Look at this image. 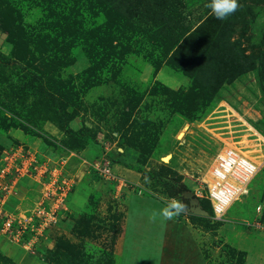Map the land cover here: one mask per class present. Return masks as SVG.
Listing matches in <instances>:
<instances>
[{
	"label": "rangeland",
	"instance_id": "374dc122",
	"mask_svg": "<svg viewBox=\"0 0 264 264\" xmlns=\"http://www.w3.org/2000/svg\"><path fill=\"white\" fill-rule=\"evenodd\" d=\"M176 2L169 12L152 0H0V161L10 169L0 206L23 225L34 218L16 240L0 222L1 256L264 264V233L248 226L264 219V0H237V32L218 19L208 36L198 30L211 0ZM151 10L182 36L178 44L176 33L146 31ZM156 39L172 47L158 49ZM204 90L216 96L200 109ZM53 98L65 120L51 111ZM226 147L259 169L218 220L206 187ZM173 200L185 210L165 220ZM55 205L56 223L32 232L38 208Z\"/></svg>",
	"mask_w": 264,
	"mask_h": 264
},
{
	"label": "built area",
	"instance_id": "2783aa9c",
	"mask_svg": "<svg viewBox=\"0 0 264 264\" xmlns=\"http://www.w3.org/2000/svg\"><path fill=\"white\" fill-rule=\"evenodd\" d=\"M259 167L252 161L240 155L236 149L226 147L224 151L217 156L215 166L211 172L210 182L207 184L208 196L206 197L212 204L215 218L221 220L227 212L228 208L241 196L248 192L251 181L258 173ZM100 174L108 179L117 180L108 167L99 168ZM26 172V171H25ZM10 174V169L0 161V181L6 175ZM24 175V172L20 174ZM58 203L63 200L66 193L56 194ZM57 203V204H58ZM4 204V202L2 203ZM3 206H0V222L2 223V231L10 234L12 239H19L26 233L28 226L34 221L33 217H28V221L23 225L20 219L14 215L4 214ZM57 205L53 207L51 212H46L44 208L39 207L35 217L40 219L38 229L33 227L32 232L42 234L49 225L57 221ZM261 211V208L258 209ZM20 225L18 232H14L15 225ZM253 230L264 233V221L257 219L253 224H248ZM36 236L30 241V246L35 243Z\"/></svg>",
	"mask_w": 264,
	"mask_h": 264
},
{
	"label": "trees",
	"instance_id": "16d2710c",
	"mask_svg": "<svg viewBox=\"0 0 264 264\" xmlns=\"http://www.w3.org/2000/svg\"><path fill=\"white\" fill-rule=\"evenodd\" d=\"M152 1L156 2V8L164 9V10H165V8H167L169 10V12L173 11L171 8L175 5H177L176 0H173V1H171V0H165V1L152 0ZM179 2H180V0H179ZM160 4H161V6H160ZM172 16L173 15H171L170 17H172ZM240 18H241L240 15L231 14L230 16H228L226 18V21L229 23V25L223 29L228 28L227 30L229 31L230 34L237 32V30L239 29L238 25H240ZM218 21L219 20L215 17V15L212 14V16L210 17V20L205 21L204 24H202L199 27L198 33L205 34L206 36L210 35V28H212L211 27L212 23L213 22L218 23ZM143 24L145 25L144 27L147 28V30H146L147 32H149V31L153 32L154 31L155 33H157L159 35L164 34V36L168 32H169V34H173V35L176 33V42L173 43L174 45L178 44L181 40L182 36H180L179 33H177L178 32L177 30H175V32L172 31L171 25L167 27L168 29L163 27V15L160 14L157 10H154V11L151 10L150 12H148V21L143 23ZM155 26H158V27H156L157 30L154 29ZM215 30L219 32L218 29H215ZM10 38H12V37H10ZM10 40L12 41L13 44H17L12 39H10ZM206 40H208V39H206ZM183 43L184 42H182V44L180 46H182ZM155 45L158 49H160V47H161L160 45H166L165 51L169 50L168 46L172 47V44L169 41H167L166 39H162V40L156 39ZM184 49H185V47H183V46H182V48L180 47L178 50V54H179V51H180V53H182V51ZM178 54H177V56H178ZM48 96H50V95H48ZM200 96H202L204 98V101H205V102L203 101L204 103L199 105V108L201 109L205 106H209V104H211V102L215 99L216 94L210 93V92L204 90L203 94ZM200 96L198 97L199 99H201ZM52 101H53V106L51 107V111L56 112L57 117L60 120H65V117H66L65 112H62V108L59 105V103H57V100L55 98H53ZM9 126H11V125H9ZM263 221H264V219H263ZM0 264H15V263H14V261H12V259L6 258V257L0 255Z\"/></svg>",
	"mask_w": 264,
	"mask_h": 264
},
{
	"label": "clouds",
	"instance_id": "9594fccd",
	"mask_svg": "<svg viewBox=\"0 0 264 264\" xmlns=\"http://www.w3.org/2000/svg\"><path fill=\"white\" fill-rule=\"evenodd\" d=\"M208 7H210L217 19L224 20L236 12L239 5L237 0H211ZM184 210L185 206L181 202L173 200L170 205L162 210L161 215L165 220H172L174 217L179 216Z\"/></svg>",
	"mask_w": 264,
	"mask_h": 264
},
{
	"label": "crops",
	"instance_id": "0c3cea01",
	"mask_svg": "<svg viewBox=\"0 0 264 264\" xmlns=\"http://www.w3.org/2000/svg\"><path fill=\"white\" fill-rule=\"evenodd\" d=\"M169 225V224H168ZM171 225V224H170ZM172 226V225H171ZM174 229H175V226H174ZM178 229V228H177ZM179 232V231H178ZM177 232V234H175V233H173V236H175V235H179V233ZM183 234L186 236V235H188L187 237H190L189 236V233L186 231V232H183ZM173 236H171V237H173ZM171 239V238H170ZM182 240V239H181ZM183 241V240H182ZM181 241V242H182ZM172 244H168V243H166V248H165V250H167V252L170 254V257L168 256V255H166V259L167 258H170V260H171V262L173 261V257H174V255L171 253V251H172ZM197 254H198V252H197ZM199 255V254H198ZM165 259V260H166ZM201 260V259H200ZM165 262V261H164ZM201 262H202V264H203V261L201 260Z\"/></svg>",
	"mask_w": 264,
	"mask_h": 264
},
{
	"label": "bare ground",
	"instance_id": "6f19581e",
	"mask_svg": "<svg viewBox=\"0 0 264 264\" xmlns=\"http://www.w3.org/2000/svg\"><path fill=\"white\" fill-rule=\"evenodd\" d=\"M237 200H238V199H237ZM237 200H236V201H237Z\"/></svg>",
	"mask_w": 264,
	"mask_h": 264
}]
</instances>
